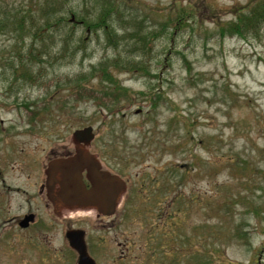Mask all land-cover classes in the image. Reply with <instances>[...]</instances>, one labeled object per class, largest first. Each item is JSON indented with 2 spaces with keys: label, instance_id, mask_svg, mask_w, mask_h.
Wrapping results in <instances>:
<instances>
[{
  "label": "rangeland",
  "instance_id": "1",
  "mask_svg": "<svg viewBox=\"0 0 264 264\" xmlns=\"http://www.w3.org/2000/svg\"><path fill=\"white\" fill-rule=\"evenodd\" d=\"M36 1L0 0V157L92 127L143 264H264V0H68L53 41Z\"/></svg>",
  "mask_w": 264,
  "mask_h": 264
},
{
  "label": "flooded vegetation",
  "instance_id": "2",
  "mask_svg": "<svg viewBox=\"0 0 264 264\" xmlns=\"http://www.w3.org/2000/svg\"><path fill=\"white\" fill-rule=\"evenodd\" d=\"M3 124L0 121L1 129ZM72 136L60 145L39 138L32 144H15L9 137L1 138L5 152L0 157V264H143L145 256H164L166 250H154L150 238L139 244L134 235L122 231L124 210L129 209V203L122 201L125 194L109 197L96 206L53 203L48 199L45 172L49 164L77 157L78 153L91 155L99 172L121 178L104 166L102 157L91 152L94 137L86 142ZM43 143L46 147L41 148ZM42 150L41 159L36 155ZM15 155H23L24 159L10 164L8 159ZM74 167L83 169L81 181L84 191L89 192L92 180L84 162H76ZM8 173L17 180L21 178L24 184L7 182Z\"/></svg>",
  "mask_w": 264,
  "mask_h": 264
},
{
  "label": "water",
  "instance_id": "3",
  "mask_svg": "<svg viewBox=\"0 0 264 264\" xmlns=\"http://www.w3.org/2000/svg\"><path fill=\"white\" fill-rule=\"evenodd\" d=\"M74 139L83 138L86 142L93 139L92 128L77 130L72 136ZM83 155V156H82ZM84 162L89 178L92 180V188L84 191L81 181V168H75L76 162ZM94 158L84 153H78L77 157L60 159L51 162L45 172L47 197L51 202L90 206L94 203L106 202L109 197H119L126 191V185L122 179L112 176L108 172H99ZM58 189H55V187Z\"/></svg>",
  "mask_w": 264,
  "mask_h": 264
},
{
  "label": "trees",
  "instance_id": "4",
  "mask_svg": "<svg viewBox=\"0 0 264 264\" xmlns=\"http://www.w3.org/2000/svg\"><path fill=\"white\" fill-rule=\"evenodd\" d=\"M36 2L38 4L37 13L41 15V19L33 23V26L37 27V32L34 37L41 41H44L46 38L53 41L54 34L52 32H57L59 34V31L68 24H84L85 26H89L91 22H85L80 15L72 8L68 7V0H37ZM94 2L100 8L102 18L99 20L104 21V24L107 26L103 17H108L113 6L108 0H94ZM259 8L264 10V5H261ZM252 12H254V10ZM254 14H256V11ZM28 15L29 14L25 13L24 18ZM262 20H264V17ZM20 24L21 26H26V23L21 22ZM61 41L63 42V38ZM91 98L98 101L100 100L95 96Z\"/></svg>",
  "mask_w": 264,
  "mask_h": 264
}]
</instances>
